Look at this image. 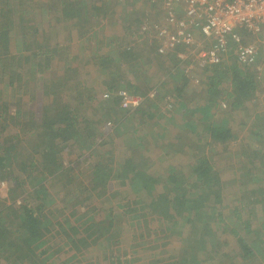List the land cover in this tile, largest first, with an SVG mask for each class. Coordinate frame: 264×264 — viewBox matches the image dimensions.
I'll return each mask as SVG.
<instances>
[{
	"label": "trees",
	"instance_id": "obj_1",
	"mask_svg": "<svg viewBox=\"0 0 264 264\" xmlns=\"http://www.w3.org/2000/svg\"><path fill=\"white\" fill-rule=\"evenodd\" d=\"M115 2L124 7L127 0ZM106 5V0H0V182L6 185L0 198V264H264V111L254 112L248 127L241 123L248 128V139L238 141L244 157L230 153L237 138L230 116L240 109L252 113L246 102L257 103L259 70L236 59L206 66L207 90L194 103L185 86L196 73L179 60L171 70L181 78L171 105L183 122L169 117V131L177 132L165 141L153 133L156 123H150L154 116L147 110L166 101L162 82L149 86L155 91L151 101L149 91L138 93V85L117 68L120 62L132 69L131 48L123 45L111 57L96 45L93 69L105 75L102 95L88 83L93 69L74 65L82 56L73 53V40L82 50L92 43L91 29L102 23L98 17ZM84 24L89 33L81 31ZM60 29L64 41L58 39ZM242 32L244 42L254 40ZM108 38L110 47L115 37ZM147 61H140L144 73ZM58 63L61 72L54 67ZM158 66L153 61L149 68L155 76ZM224 81L228 89L221 86ZM125 89L144 98L140 105L120 106ZM224 100L230 110L214 119L213 108ZM123 112L133 120L131 129L122 128ZM149 134L158 138L154 145H148ZM119 140L125 156L116 159ZM183 156L190 159L185 164ZM225 171L232 180L223 179ZM56 183L62 195L52 193ZM228 183L240 188L237 200L244 205L221 214ZM258 209L263 215L254 228ZM241 210L248 212L243 221ZM129 214L131 228L121 220ZM219 231L231 233L235 250L223 249L229 242ZM173 237L176 252L169 253ZM63 253L67 256L60 259Z\"/></svg>",
	"mask_w": 264,
	"mask_h": 264
},
{
	"label": "rangeland",
	"instance_id": "obj_2",
	"mask_svg": "<svg viewBox=\"0 0 264 264\" xmlns=\"http://www.w3.org/2000/svg\"><path fill=\"white\" fill-rule=\"evenodd\" d=\"M106 4L107 5L103 7L104 12H101L100 15L102 17L104 13L107 12L105 15L106 16L108 15L107 18H110V22H114L115 24H111L108 20H106L107 19L105 18L106 16L101 18L99 15L98 21L102 20V23L92 27L91 33H95L96 38L91 37L90 42L92 43L90 45H86V48L82 50L83 48L79 47L80 43H76V39L73 40L72 42V44H74L72 47L73 53L78 54L79 57L80 55L82 56L81 60H77L74 62V65H76L77 67H80L81 71L89 70V69L92 70L93 69L92 53H94L96 45L100 49V52H99L100 54L110 55L111 57L118 56V54H120V52L123 49L122 47L123 45L128 46L133 51V53L129 55L137 56L138 53H142V57H143V58L141 57L142 59L140 57L136 58V56L133 57L136 60L130 62V64L133 65L132 69L130 68V66L128 67V63H124L123 67H120V62H117L118 64L117 68H119V72L121 73V71H124L125 75L128 74L127 78L133 80L138 85V88H139L138 93L142 94V92L146 93L149 91L147 93V96L152 91V88L149 90L150 88L149 86H151L152 84H155L157 80H159L160 83L162 82V85L159 87V91L164 92V94H167V97L165 98L166 101L163 99L157 100L156 102L158 104L155 103L157 104L155 107L154 105H152L151 107L147 108L149 114H152L154 116L151 119L150 123H156L153 126L154 127L153 133L156 134L159 131H161L160 127L158 126L159 123H161L162 126L170 125L169 117H172L173 120L181 124L183 122V119L181 118L180 113H175V108L173 107L174 104L171 105L172 101H174V98H175L174 97V92H175L174 87L178 85V80H180L181 78L177 80L176 75H174L176 72L173 74V72L171 73V70L173 69L174 65L178 63L179 60H181L179 61L180 64L185 63L187 66H191L193 68V72L196 73V76L199 78L200 81L198 83H195V81L193 80L194 78L189 77L187 85L185 86L186 87L185 95L193 96L192 99L194 100V103L199 101V100H195V98L198 99V97L204 96L203 92L207 90V87H206V84L208 81L207 76L210 74L209 71L207 72V70L209 69L205 70L204 68L197 67V65L194 63L193 55H192V51H193L192 49L194 48V44L184 45V44H178V43L176 44L175 42H166L163 36H160V35L158 36L156 29L153 31L154 25H157L158 27H160V25L162 26L164 24L163 17L165 15L164 14L165 12L163 13L161 0H127L124 7H122L120 3L115 2V0H106ZM35 11L36 13L38 11V13L40 14V11L38 8L37 9L35 8ZM50 19L54 21V23H56L54 17ZM84 30L87 31V33L90 32L89 26L87 24H84L83 29L81 31L84 32ZM167 31L172 32L173 31L172 27H169ZM52 33H51V40L54 39V33L53 34ZM64 35H65V32H64ZM59 36L60 37L58 39L63 40V37H61V29H60ZM106 36L115 37L110 47H108L106 43L107 40H109L110 38ZM75 37H77V35H75ZM159 48H163V51H160ZM156 52L160 53L161 55ZM144 58L145 60H148L146 65L147 64L149 65L148 72H145V73L143 72V70H141L143 66L140 64L141 63L140 61L141 60L144 61ZM85 60L90 61V62H85ZM153 61H157L159 63V66L156 67L157 69L159 68L157 76H155L156 72H155L154 67H153L154 70L149 69ZM231 61H234L233 57L228 58L225 64ZM86 63H89V64H86ZM54 67L55 69H58L57 72H61L62 70L61 63L54 65ZM249 67L250 68L255 67L257 70H259L258 79L260 81V91H258L257 93L258 99L255 105H252L251 102L249 101L246 102L248 103L249 109L252 110V113H248V112L245 113L243 110L240 109L234 112L233 117L230 116V119L232 121L233 134H235V136L237 137V138H234L233 141L231 140L233 145L230 146V149H231L230 153L232 152L241 153V151H244L243 150L244 148H242L241 143L238 144V141L245 142L246 139H248V137L244 138L248 128H243V125L241 123L246 122L247 125L244 127H248L249 123H251L254 120V115H253L254 112L257 113L259 111L260 112L264 111V77H262L264 76V50H262L261 58L257 61V63ZM135 70L137 71V73L133 74L132 71H135ZM153 71L154 73H152ZM41 76L43 75H41L40 73L38 77L40 78ZM104 79H105L104 73H102L97 67L96 69L94 68L91 71L90 77L88 78V83L90 84L93 83V85L97 89L96 91L97 95H102L103 90L105 89L104 87H106ZM145 79H147L148 81H144ZM221 86L228 89L229 83L228 82L226 83L224 81ZM125 91L129 92V90L127 89H125ZM148 98L151 99V101H155L153 97L148 96ZM147 102H145L146 105H147ZM220 102L219 103L221 106H218V107L215 106L212 110L215 115V117H213L214 119H221L225 117V113H227L230 110L228 107V102L226 100H224V103L225 105L227 104V109L225 108L226 106L223 105V101H220ZM167 105L169 106L166 107ZM121 114L123 115V119H124L126 116L125 113L123 112ZM193 117L197 118L196 116H193ZM132 123H133V120H129V118H125L122 123V128L131 129ZM171 127H174V126H171ZM200 129L201 128H199L198 131H200ZM176 132H177V129H175V127L172 128V130L168 132L167 137L169 138L171 135L175 136ZM190 134L193 137V140L197 138L196 133H190ZM148 137H151V135L149 134ZM102 149L104 148L102 147ZM245 149L247 148L245 147ZM157 150L160 151L159 146H157ZM114 152H115L114 154H115L116 159H121L122 157L125 156V150L120 140L116 142ZM228 152L229 151H224L222 152V154L226 155ZM156 153L158 155V153L160 152H156ZM240 155L244 157V153H241ZM240 155L237 154L236 158L237 159L242 158L240 157ZM23 156H24L23 153H21L22 158ZM178 159H180L179 156L175 157V160H178ZM189 160L190 159L188 157L186 158L183 156L182 158L183 164H185ZM219 160L221 162L223 160L222 157L219 158ZM65 177L66 176H64V178ZM233 177L234 175L232 176V174H229V175L228 173L226 174V171L223 174V179H225L226 181H228V179L232 180ZM246 179H249V177H247ZM252 187L254 186H250V188ZM61 188H62L61 185L59 183H56L51 188V191L52 193L60 192L59 194L62 195V192L60 191ZM27 189L31 190V188H28V185H27ZM224 190H225L224 192L225 198L223 199L222 204H220L218 208L221 214L227 213L230 209L232 210L234 206L244 205L243 203H240L237 200L238 196L242 194L240 193L239 191L240 188L238 186H235V184L231 185L228 183L225 186ZM122 193L125 194L124 192ZM5 196H6V189L0 188V198H4ZM245 211L246 210L239 211L240 221H243L248 218V212H245ZM257 212H258V219L253 221L255 223V225H253L254 228L258 227V225L260 224L262 215H263V213L259 209L257 210ZM130 216L132 215L129 214L121 218L122 222L124 223L123 225H125L127 228H131L132 219L130 218ZM228 225L232 226L229 221H228ZM132 231L133 230H131L130 232ZM130 232L129 234H131ZM186 233H187V230L185 228L184 234ZM219 234L221 238H226L227 236V239L229 242L228 245L226 244L223 245L224 250L231 249L233 251V249L234 250L236 249L235 238L231 236L230 232L229 233L224 232V235H223L222 231H219ZM175 239L176 237H173L171 243L166 246V249L169 251V253L176 252V250H173L174 249L173 241ZM128 243L131 244V239L129 237H128L126 244ZM150 245L152 244L150 243ZM138 249L141 251L142 250L144 251L143 248H138ZM146 250L150 251L148 249ZM152 251H156L155 255H157L158 250H152ZM232 251H227V252L229 254H234L232 253ZM130 253L131 252L129 251L128 254ZM130 255H133V254H130ZM65 256H67V253L61 254L60 259H62ZM145 262L147 263V261ZM2 264H5V262H2ZM207 264H210V263H207Z\"/></svg>",
	"mask_w": 264,
	"mask_h": 264
},
{
	"label": "built area",
	"instance_id": "obj_3",
	"mask_svg": "<svg viewBox=\"0 0 264 264\" xmlns=\"http://www.w3.org/2000/svg\"><path fill=\"white\" fill-rule=\"evenodd\" d=\"M163 25H154L166 42L194 44L193 61L197 67L219 65L233 57L243 66L257 63L264 50V0H161ZM172 27L173 31L168 32ZM254 40L244 42L243 32ZM163 51V48H159ZM188 56V55H187ZM186 56V57H187ZM195 83L200 80L195 76ZM152 90L148 96L154 97ZM120 106L135 108L143 97L120 91ZM223 105L225 103L223 102ZM0 188L5 189L4 182Z\"/></svg>",
	"mask_w": 264,
	"mask_h": 264
},
{
	"label": "crops",
	"instance_id": "obj_4",
	"mask_svg": "<svg viewBox=\"0 0 264 264\" xmlns=\"http://www.w3.org/2000/svg\"><path fill=\"white\" fill-rule=\"evenodd\" d=\"M164 127L165 128L163 130H161V131L158 132L160 135H157L158 134L157 133L156 134V137L159 136L158 138H162V139L164 138V140L167 141V139H168L167 134L169 132V128L167 126H165V125H164ZM156 137L155 136H153V137L152 136L151 137H148L147 136V138H148V145H154L156 141L158 142V138L156 139Z\"/></svg>",
	"mask_w": 264,
	"mask_h": 264
}]
</instances>
